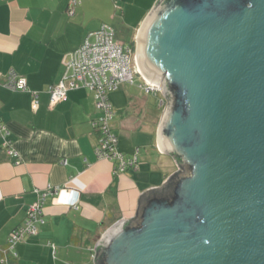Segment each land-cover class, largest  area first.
I'll use <instances>...</instances> for the list:
<instances>
[{
    "label": "water",
    "instance_id": "water-1",
    "mask_svg": "<svg viewBox=\"0 0 264 264\" xmlns=\"http://www.w3.org/2000/svg\"><path fill=\"white\" fill-rule=\"evenodd\" d=\"M135 55L183 171L104 231L95 264H264V0H157Z\"/></svg>",
    "mask_w": 264,
    "mask_h": 264
},
{
    "label": "crops",
    "instance_id": "crops-1",
    "mask_svg": "<svg viewBox=\"0 0 264 264\" xmlns=\"http://www.w3.org/2000/svg\"><path fill=\"white\" fill-rule=\"evenodd\" d=\"M73 1L0 0V120L18 155L0 146V249L36 192L59 189L45 197L38 233L18 243L17 256L7 264H69L72 254L84 251L95 264L104 231L120 219H136L143 194L163 187L177 170L158 145L165 105L160 94L145 93L137 84H120L108 94L117 149L125 156L137 150V168L119 174L94 153L97 132L91 122L100 111L88 89L68 90L64 101L49 107L48 87L60 79L62 60L88 32L121 20L135 47L137 29L157 0ZM9 70L25 78L26 90L4 86ZM31 92L37 93L36 108ZM69 189L79 191L77 207L66 204Z\"/></svg>",
    "mask_w": 264,
    "mask_h": 264
},
{
    "label": "built area",
    "instance_id": "built-area-1",
    "mask_svg": "<svg viewBox=\"0 0 264 264\" xmlns=\"http://www.w3.org/2000/svg\"><path fill=\"white\" fill-rule=\"evenodd\" d=\"M74 0L72 3H77ZM135 47L124 45L114 35V29L107 23L91 32H88L82 42L62 60L63 72L60 79L48 87V105L52 107L66 99L68 90L86 88L94 97L95 107L100 111L98 118L92 120L91 125L97 132V143L94 153L97 158L112 163L114 174L123 173L129 168H137V150L130 156H125L117 149V136L112 131L111 121L114 109L109 101L108 94L121 83H133L134 75L140 78L137 86L145 93L160 94L163 100L161 84L151 82L139 70ZM4 86L11 90H26V80L9 70L5 73ZM32 108L37 106V93L31 92ZM0 146L7 153L18 157L11 146L9 131L0 120ZM18 159V158H17ZM66 163L65 159L61 160ZM177 168L176 172H182ZM58 188L47 187L37 191L36 199L28 205L26 216L22 223L11 230L5 248L0 249V264H7L8 257H16L15 247L26 236L36 235L39 226L44 223V200L48 194H57ZM79 191L69 189L66 204L77 207ZM96 252L94 254V257Z\"/></svg>",
    "mask_w": 264,
    "mask_h": 264
},
{
    "label": "rangeland",
    "instance_id": "rangeland-1",
    "mask_svg": "<svg viewBox=\"0 0 264 264\" xmlns=\"http://www.w3.org/2000/svg\"><path fill=\"white\" fill-rule=\"evenodd\" d=\"M110 23L115 29L117 40H119V42H121L124 45H128L130 42V34L127 32L124 22H122L121 20L114 19V20H111ZM134 52H135V48H134ZM139 82H140V78L137 75H134L133 83L124 82L121 84H125V86H133L131 84H138ZM152 114L155 115L156 112L155 113L152 112ZM72 255L73 256H71V258L74 262H70L69 264H84L81 261L86 262L85 264H93L92 256L89 255L87 251L80 252L77 255L76 253Z\"/></svg>",
    "mask_w": 264,
    "mask_h": 264
},
{
    "label": "trees",
    "instance_id": "trees-1",
    "mask_svg": "<svg viewBox=\"0 0 264 264\" xmlns=\"http://www.w3.org/2000/svg\"><path fill=\"white\" fill-rule=\"evenodd\" d=\"M129 45H131V47L133 48V43H131V44H129Z\"/></svg>",
    "mask_w": 264,
    "mask_h": 264
},
{
    "label": "clouds",
    "instance_id": "clouds-1",
    "mask_svg": "<svg viewBox=\"0 0 264 264\" xmlns=\"http://www.w3.org/2000/svg\"><path fill=\"white\" fill-rule=\"evenodd\" d=\"M61 195H63V193H61ZM67 202V201H66Z\"/></svg>",
    "mask_w": 264,
    "mask_h": 264
}]
</instances>
